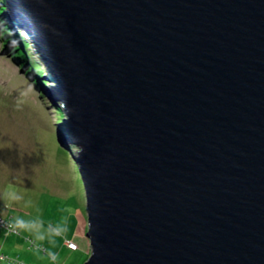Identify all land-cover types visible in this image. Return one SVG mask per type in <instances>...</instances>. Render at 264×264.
<instances>
[{
	"label": "water",
	"instance_id": "water-1",
	"mask_svg": "<svg viewBox=\"0 0 264 264\" xmlns=\"http://www.w3.org/2000/svg\"><path fill=\"white\" fill-rule=\"evenodd\" d=\"M10 1L66 115L84 264H264V0Z\"/></svg>",
	"mask_w": 264,
	"mask_h": 264
},
{
	"label": "rangeland",
	"instance_id": "rangeland-1",
	"mask_svg": "<svg viewBox=\"0 0 264 264\" xmlns=\"http://www.w3.org/2000/svg\"><path fill=\"white\" fill-rule=\"evenodd\" d=\"M22 31L12 39L0 28V264H84L92 251L86 189L73 155L56 158L61 121L46 93L49 72ZM20 48L31 54L28 67L13 55Z\"/></svg>",
	"mask_w": 264,
	"mask_h": 264
},
{
	"label": "trees",
	"instance_id": "trees-1",
	"mask_svg": "<svg viewBox=\"0 0 264 264\" xmlns=\"http://www.w3.org/2000/svg\"><path fill=\"white\" fill-rule=\"evenodd\" d=\"M5 4H6V1L5 0L4 1L3 0L0 1V8H1L0 9V28L4 31V34H7L6 35L7 38L8 37H11L12 39H16L17 30L15 31L9 25V20H7V17L5 16L6 13L9 12V10L8 9H4ZM22 41H23L22 43L26 42V44H28V42L27 41H24V39ZM17 47L19 48L20 47V44L17 45ZM17 47H15V48H17ZM13 55L15 56L16 61H19L20 63H23L24 67L25 66L28 67V66L31 65V62H30V53L29 52H26L22 48L17 49V51H15ZM38 66L40 67V69H42V70L44 69V71H48L47 68H46V64L41 63ZM47 75H50V74H47ZM37 86L40 87L39 85H37ZM44 97H45V95H44ZM56 110H57L56 112H57V115H58L57 120H58V122H60V121L62 122L64 120L65 116H66L64 114V110L58 108L57 106H56ZM56 137H57V135H56ZM58 143H59V140H58ZM58 143H57V147H58V152H59L60 155H58L56 158H59L61 160H65V157H67L68 154H69V150H67V148L62 147L60 145V143L58 145ZM41 157H42V155H41ZM75 165L78 168V173L80 175V178H79L80 179V182H83L82 175H81V171H80V168L78 166L77 161H75ZM50 193H52V192H50Z\"/></svg>",
	"mask_w": 264,
	"mask_h": 264
},
{
	"label": "clouds",
	"instance_id": "clouds-1",
	"mask_svg": "<svg viewBox=\"0 0 264 264\" xmlns=\"http://www.w3.org/2000/svg\"><path fill=\"white\" fill-rule=\"evenodd\" d=\"M8 13H9V12H8ZM8 13H6V15H5V16H7V19H8V15H9ZM12 16H13V15H12ZM12 16H11V17H12ZM9 18H10V17H9ZM9 21H10V20H9ZM11 28H13L15 31L17 30V32H21V33L23 32V31L21 30V27H20V25L18 24L17 20H16L15 23H12V22H11ZM16 37H17V34H16ZM21 44H22V47H23V48H24V47H25V48H28V46L30 45V42H29L28 44H25V43H22V42H21ZM31 47H32V46H31ZM33 47L36 48V43L33 44ZM36 49H37V48H36ZM25 51H26V52H29V50L27 51V49H26ZM29 53H30V52H29ZM30 55H31V54H30ZM44 64H46V63H44ZM46 68H47V66H46ZM47 70H48V68H47ZM48 72H49V70H48ZM49 74H50V72H49ZM49 78H50V83H51V84H50V86H49V85H48V86H49L50 88H52V87H53V84H52L51 76H48V75H47V79H48V80H49ZM49 87H48V88H49ZM50 88H49V89H50ZM62 122H63V121H62Z\"/></svg>",
	"mask_w": 264,
	"mask_h": 264
},
{
	"label": "bare ground",
	"instance_id": "bare-ground-1",
	"mask_svg": "<svg viewBox=\"0 0 264 264\" xmlns=\"http://www.w3.org/2000/svg\"><path fill=\"white\" fill-rule=\"evenodd\" d=\"M11 19H13V21L15 20V19H14V18H12V17H11L10 19H8V20H10V21L12 22V20H11ZM15 21H16V20H15ZM12 23H13V22H12ZM20 33H21V32H20Z\"/></svg>",
	"mask_w": 264,
	"mask_h": 264
},
{
	"label": "built area",
	"instance_id": "built-area-1",
	"mask_svg": "<svg viewBox=\"0 0 264 264\" xmlns=\"http://www.w3.org/2000/svg\"><path fill=\"white\" fill-rule=\"evenodd\" d=\"M3 220L0 218V222H2Z\"/></svg>",
	"mask_w": 264,
	"mask_h": 264
}]
</instances>
